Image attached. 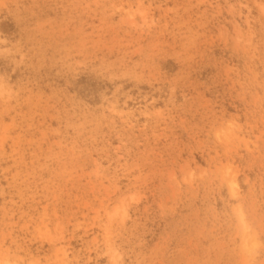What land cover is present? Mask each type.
<instances>
[{"label": "rangeland", "instance_id": "1", "mask_svg": "<svg viewBox=\"0 0 264 264\" xmlns=\"http://www.w3.org/2000/svg\"><path fill=\"white\" fill-rule=\"evenodd\" d=\"M0 264H264V0H0Z\"/></svg>", "mask_w": 264, "mask_h": 264}]
</instances>
